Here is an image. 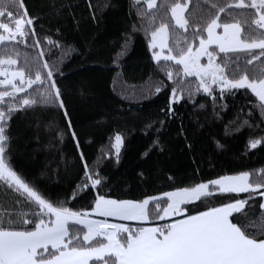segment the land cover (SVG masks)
I'll list each match as a JSON object with an SVG mask.
<instances>
[{
	"label": "snow or ice",
	"instance_id": "6c2138e0",
	"mask_svg": "<svg viewBox=\"0 0 264 264\" xmlns=\"http://www.w3.org/2000/svg\"><path fill=\"white\" fill-rule=\"evenodd\" d=\"M86 6L96 21L110 5L107 0L96 4L86 0ZM65 7L72 6H57L53 0L50 14L59 15ZM189 8L190 0L129 3L131 29L144 32L151 59L172 82L159 118H149L144 125L153 139L142 155L160 145L168 120L182 119L175 107L182 98L203 109L205 104L196 100L205 94L219 118L217 103L239 89L250 90L255 101L225 129L259 132L246 147H264V0H197L191 12ZM42 18L30 14L24 0H0V190L14 196L10 205L0 202V264H264V167L129 198L113 194L101 171L102 159L112 150L119 160L125 137L117 131L109 149H102L91 163L79 151L82 176L63 199L41 185L44 172L38 177L17 169L10 121L20 110L39 105L62 111L65 133L57 135L69 134L80 149L59 83L65 61L78 49L65 42L59 28L47 30L51 34L42 25L38 30L36 22ZM129 40L125 33L112 58L114 65ZM19 45L31 49L23 53L22 63ZM164 87L159 80L146 91L153 95ZM137 94L142 97L144 92L134 89L129 96ZM183 132L181 124L179 134ZM167 179L175 185L173 176ZM89 193L86 206H69Z\"/></svg>",
	"mask_w": 264,
	"mask_h": 264
},
{
	"label": "trees",
	"instance_id": "16d2710c",
	"mask_svg": "<svg viewBox=\"0 0 264 264\" xmlns=\"http://www.w3.org/2000/svg\"><path fill=\"white\" fill-rule=\"evenodd\" d=\"M52 2L24 0L30 14L43 17L36 22L38 30L42 25L45 33L51 34L47 30L55 32L59 28L65 42L78 49L65 61L66 67L61 69L64 77L59 83L78 132L80 149L69 134L57 135L65 133L62 111L39 105L27 111L20 110L10 121L14 137L12 156L18 170L38 177L44 172L45 175L40 177L41 185L53 196L63 199L82 176L79 151H83L91 163L100 157L102 149H109L117 131L125 137L119 160L112 150L111 156L102 159L101 171L108 177L106 187H110L113 194L129 198L166 191L191 180L264 167V147H246L248 139L260 135L259 132H251L247 127L239 132H232L231 127L225 129L240 110L247 113L249 102L255 101L250 90L245 89L236 90L234 96L226 95L217 103L219 118L213 114L211 98L205 99V94H200L196 100L197 104H205L203 109L182 98L175 106L182 119L168 120L160 133V145L148 150V155H142L153 139L144 125L149 118H159V109L167 102L172 82L160 71L158 62L151 59L144 32L131 29L130 0H107L110 6L96 21L89 16L86 0H55L57 6H72L65 7L59 15L50 14ZM162 2L164 0H157L158 4ZM196 3L197 0H190L189 12ZM221 16L225 14L221 13ZM125 33L130 35L126 52L114 65L112 58L120 50ZM19 47L22 55L18 63H22L23 53L31 52V49L24 45ZM52 51L59 55L56 49ZM159 63L163 64V60ZM114 77L117 78L115 83ZM159 80L164 81L165 87L160 93L148 95L147 88L154 89ZM134 89L137 93L143 91L144 95L129 96ZM221 103L227 107L221 108ZM49 122L53 127H49ZM181 124L183 134H179ZM217 141L222 147L217 146ZM169 174L175 178V185L167 179ZM244 195L239 194V198ZM90 199L91 193L82 195L69 206H86ZM13 200L11 193L5 196L0 190V202L10 205Z\"/></svg>",
	"mask_w": 264,
	"mask_h": 264
},
{
	"label": "rangeland",
	"instance_id": "374dc122",
	"mask_svg": "<svg viewBox=\"0 0 264 264\" xmlns=\"http://www.w3.org/2000/svg\"><path fill=\"white\" fill-rule=\"evenodd\" d=\"M202 59H205V61H206V58H202Z\"/></svg>",
	"mask_w": 264,
	"mask_h": 264
}]
</instances>
